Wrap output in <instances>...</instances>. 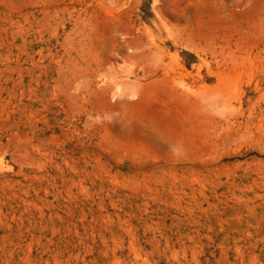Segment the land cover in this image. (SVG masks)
Wrapping results in <instances>:
<instances>
[{
    "label": "rangeland",
    "instance_id": "1",
    "mask_svg": "<svg viewBox=\"0 0 264 264\" xmlns=\"http://www.w3.org/2000/svg\"><path fill=\"white\" fill-rule=\"evenodd\" d=\"M0 264H264V0H0Z\"/></svg>",
    "mask_w": 264,
    "mask_h": 264
}]
</instances>
